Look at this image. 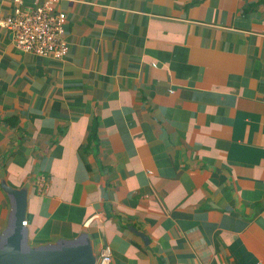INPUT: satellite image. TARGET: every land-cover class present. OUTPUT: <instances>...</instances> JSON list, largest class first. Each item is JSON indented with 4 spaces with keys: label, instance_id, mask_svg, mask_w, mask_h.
<instances>
[{
    "label": "crops",
    "instance_id": "0c3cea01",
    "mask_svg": "<svg viewBox=\"0 0 264 264\" xmlns=\"http://www.w3.org/2000/svg\"><path fill=\"white\" fill-rule=\"evenodd\" d=\"M15 10L0 0V240L6 183L28 189L32 247L264 264V0H59L60 59L18 49Z\"/></svg>",
    "mask_w": 264,
    "mask_h": 264
},
{
    "label": "water",
    "instance_id": "95a60500",
    "mask_svg": "<svg viewBox=\"0 0 264 264\" xmlns=\"http://www.w3.org/2000/svg\"><path fill=\"white\" fill-rule=\"evenodd\" d=\"M3 189L13 197V211L0 240V264H97L92 244L85 236L71 242L32 247L25 225L28 189H13L6 183Z\"/></svg>",
    "mask_w": 264,
    "mask_h": 264
},
{
    "label": "built area",
    "instance_id": "2783aa9c",
    "mask_svg": "<svg viewBox=\"0 0 264 264\" xmlns=\"http://www.w3.org/2000/svg\"><path fill=\"white\" fill-rule=\"evenodd\" d=\"M31 1L32 5L25 7L26 0H14L15 13L4 26L13 32L16 45L22 52L60 59L66 55L68 47L64 40L66 15L53 14L59 0ZM37 185L46 192L49 179L41 178ZM98 264H113L110 248L102 252Z\"/></svg>",
    "mask_w": 264,
    "mask_h": 264
},
{
    "label": "clouds",
    "instance_id": "9594fccd",
    "mask_svg": "<svg viewBox=\"0 0 264 264\" xmlns=\"http://www.w3.org/2000/svg\"><path fill=\"white\" fill-rule=\"evenodd\" d=\"M25 225H27V222H25ZM106 248H110V247H106ZM106 248H105V249H106ZM105 249H104V250H105ZM110 249H111V248H110ZM104 250H103V251H104ZM103 251H102V252H103ZM111 251H112V250H111ZM112 257H113V254H112ZM99 259H100V258H99ZM99 259L97 258V264H98V260H99Z\"/></svg>",
    "mask_w": 264,
    "mask_h": 264
}]
</instances>
